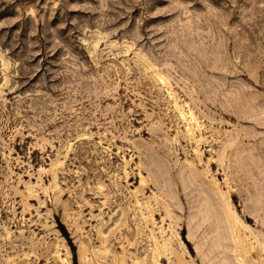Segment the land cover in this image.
Segmentation results:
<instances>
[{
    "label": "rangeland",
    "instance_id": "obj_1",
    "mask_svg": "<svg viewBox=\"0 0 264 264\" xmlns=\"http://www.w3.org/2000/svg\"><path fill=\"white\" fill-rule=\"evenodd\" d=\"M213 192L264 244V0H0V264H131L152 230L198 264L183 222Z\"/></svg>",
    "mask_w": 264,
    "mask_h": 264
},
{
    "label": "bare ground",
    "instance_id": "obj_2",
    "mask_svg": "<svg viewBox=\"0 0 264 264\" xmlns=\"http://www.w3.org/2000/svg\"><path fill=\"white\" fill-rule=\"evenodd\" d=\"M179 110V109H178ZM191 112H189L190 114ZM181 113H179L180 115ZM178 115V116H179ZM192 115V114H190ZM189 117V115H187ZM185 117V116H184ZM187 117V118H188ZM193 118V116H191ZM195 117V116H194ZM180 118V116H179ZM183 118V117H182ZM181 118V119H182ZM185 118V119H187ZM181 119L180 122H181ZM188 120V119H187ZM196 120V119H195ZM183 121V119H182ZM194 121V120H193ZM189 122V121H188ZM195 122V121H194ZM196 123V122H195ZM189 124V123H188ZM193 125V124H192ZM197 125V123H196ZM201 125V124H200ZM196 127V126H195ZM190 128V127H189ZM198 128V127H196ZM200 130V129H199ZM203 131V130H202ZM191 132V131H190ZM196 132V131H195ZM205 133V132H203ZM188 134V133H187ZM186 135V134H185ZM189 135V134H188ZM193 137H194V134L192 133ZM200 135V134H199ZM184 136V135H183ZM187 136V135H186ZM185 137V136H184ZM188 137V136H187ZM189 138V137H188ZM200 138V137H199ZM190 139V138H189ZM187 139V140H189ZM192 140V139H191ZM201 140V139H199ZM206 141V140H205ZM207 142V141H206ZM205 142V143H206ZM191 143V142H189ZM197 143V142H196ZM202 143V142H201ZM200 144V143H199ZM198 144V145H199ZM201 146V145H200ZM183 149V148H182ZM181 149V150H182ZM153 151V150H152ZM185 151V150H184ZM149 153V152H148ZM152 153V152H151ZM153 154V153H152ZM200 154V153H199ZM194 155V154H193ZM197 155V153L195 154V156ZM185 156V154H184ZM198 157V156H197ZM238 158V157H237ZM210 160V159H209ZM229 160V159H228ZM150 161V160H149ZM161 161H163V159H161ZM166 161V160H165ZM227 161V160H226ZM198 162V160H197ZM210 162V161H208ZM146 163V162H145ZM167 163V161H166ZM211 163V162H210ZM155 164V163H154ZM159 164V163H158ZM163 164V162H162ZM175 164V163H174ZM189 164V163H188ZM188 164H186V167H191V166H188ZM196 164V163H195ZM199 164V163H198ZM149 165V164H148ZM178 165V164H177ZM147 166V165H146ZM181 166V165H180ZM185 166V165H184ZM177 167V166H176ZM206 167V165H205ZM149 168V167H148ZM194 169L195 166H193ZM192 168V169H193ZM147 167H145V171H146ZM152 169V168H151ZM156 169V168H155ZM162 169H163V166H162ZM166 169V168H165ZM169 169V168H168ZM178 169V168H177ZM150 170V169H149ZM147 170V171H149ZM153 170V169H152ZM161 170V169H160ZM191 170V169H190ZM202 170H205L204 167ZM147 171L145 173H147ZM166 171V170H165ZM186 171V170H185ZM209 171V170H208ZM207 171V173H208ZM101 172V171H100ZM102 172H104L102 170ZM101 172V173H102ZM163 172V171H162ZM183 172V170L181 171ZM181 172L179 174H181ZM195 172V171H193ZM88 173V172H87ZM107 173V172H106ZM153 173V172H152ZM155 173V172H154ZM197 173V171H196ZM166 174V173H165ZM168 174V173H167ZM170 174V173H169ZM191 174V173H190ZM189 174V175H190ZM194 174V173H193ZM200 174V173H199ZM204 174V173H203ZM104 174H102L103 176ZM150 175V174H149ZM156 175V178L159 177L158 174H155ZM155 175L153 174V176L155 177ZM176 175V174H175ZM182 175V174H181ZM197 175V174H196ZM201 175V174H200ZM206 175V174H205ZM205 175L203 177H205ZM129 176H132V175H129ZM191 176V175H190ZM202 176V175H201ZM207 176V175H206ZM161 177V176H160ZM194 177V176H193ZM203 177H201L203 179ZM125 178V176L123 177ZM132 178V177H131ZM189 178V177H188ZM191 178V177H190ZM151 179V177L149 178ZM148 179V180H149ZM160 179V178H158ZM168 179V178H167ZM178 179V177H177ZM126 180V179H125ZM147 180V181H148ZM153 180V179H152ZM179 180V179H178ZM182 180V179H181ZM184 180V179H183ZM188 180V179H187ZM141 181L144 182V180L141 179ZM169 181V180H168ZM173 181V180H172ZM208 181V180H207ZM116 182H119L118 180ZM184 182V181H183ZM182 182V183H183ZM192 182V181H191ZM210 182V181H209ZM147 183V182H145ZM149 183H152V182H149ZM159 183V182H158ZM157 182L156 183H153L155 185V187L160 191V192H164V194L166 193L165 191L168 192V190H164L162 186H160ZM167 183V182H166ZM165 183V185H166ZM188 183V182H187ZM203 183V181H202ZM215 183V181H214ZM217 183V182H216ZM179 184V183H178ZM184 184V183H183ZM182 184V185H183ZM205 184V183H204ZM114 185V184H113ZM116 185V184H115ZM118 185H120L118 183ZM173 185V184H172ZM171 185V186H172ZM181 185V186H182ZM191 185V183L189 184ZM197 185V183H196ZM219 185V184H217ZM198 186V185H197ZM121 187V186H120ZM127 187V186H126ZM153 187V186H152ZM169 187V186H168ZM166 186V188H168ZM188 187V185L186 186V188ZM117 188V187H116ZM155 188V189H156ZM165 188V186H164ZM174 187L172 186V189ZM183 188V187H182ZM195 188V186L193 187ZM197 188V187H196ZM208 188V186H207ZM114 189V188H113ZM120 189V188H119ZM170 189V187H169ZM184 189V188H183ZM182 189V190H183ZM192 189V188H191ZM204 189V188H203ZM210 189V187H209ZM174 190V189H173ZM172 190V191H173ZM181 190V189H180ZM190 190V189H189ZM216 191V186H215V189ZM115 191V190H114ZM170 191V190H169ZM185 191V189H184ZM183 191V192H184ZM198 191V190H196ZM199 191H201V189H199ZM122 192V190H121ZM116 193V191H115ZM139 193V192H138ZM171 193V192H170ZM223 193V192H222ZM131 194V192H130ZM227 194V193H226ZM136 195V194H134ZM166 195V194H165ZM168 195V194H167ZM184 195H185V192H184ZM188 195V194H187ZM186 195V196H187ZM125 196V195H124ZM171 196V195H169ZM145 197V196H144ZM164 197V196H162ZM224 197V196H223ZM166 198V197H165ZM174 198V197H173ZM178 198V197H177ZM187 198V197H186ZM209 198V200H208ZM208 198L204 197L203 195L198 194V198H196L195 201H198V204H192L190 205V207H188L189 209L188 210V216L190 215V217L187 218V220L185 222H183L184 224H186V239L189 243H192V248H193V251L195 252L196 254V258L198 260V264H248L247 263V260L250 259V255L252 254V250H255L256 253L258 255V252H260V250L262 249V245L264 244H261L262 242H259L258 245H254L252 244L251 242L248 241V239L246 238V236L244 235V232H243V229L244 228H247L249 229L247 226H245L244 223H238L237 220H236V217H235V212L232 210V208L229 206V204L227 202H225V200L222 198V196L219 194L218 195V192H213V196L212 195H209ZM229 198V197H228ZM156 199H159V198H156ZM129 201V200H128ZM133 201V200H132ZM161 201V200H160ZM177 201H179L177 199ZM135 202V201H134ZM155 202H159V200H156ZM164 202V201H163ZM163 202H159V214L160 215H164L163 218H165V216L168 218H172L171 222L168 224V227L171 226V223L176 225V223H178V219L176 216V218H174L172 216V214H174V212H176L177 210H173V208H175L173 206V208H169V206H166L165 204H163ZM176 202V200H175ZM185 202H187L185 200ZM148 203V201H147ZM177 203V202H176ZM187 203H190V202H187ZM114 204V203H113ZM112 204V205H113ZM137 204V203H135ZM154 204V203H153ZM142 205H143V202H142ZM141 206V205H140ZM179 206V204H178ZM108 207V205L106 206ZM114 207V206H113ZM132 207V206H131ZM143 207V206H142ZM145 207V214L147 215L149 213V215L147 217H149L148 219H146L147 221L151 219V216L153 215V210L147 206H144ZM143 207V208H144ZM182 207V206H181ZM186 207V205H185ZM109 208H111V205L109 204ZM107 209V208H106ZM127 209V207H126ZM126 209H123L121 210V214L120 216L122 217L121 219L124 220V222H126V224L128 223V225L131 224L130 219L129 218V211L126 210ZM130 209V208H129ZM136 209V208H135ZM193 209V210H192ZM138 210V208H137ZM156 210V209H155ZM154 210V211H155ZM133 211V210H132ZM136 211V210H135ZM144 211V210H143ZM119 212V211H118ZM139 212V210H138ZM148 212V213H146ZM179 212V211H177ZM180 213V212H179ZM182 213V212H181ZM132 214V213H131ZM155 215H158V213H156ZM154 215V216H155ZM175 215V214H174ZM119 216V217H120ZM136 216V215H135ZM140 216V215H139ZM142 216V215H141ZM131 217V216H130ZM133 217V216H132ZM138 217V216H137ZM146 217V216H145ZM144 217V218H145ZM162 217V216H160ZM218 218V220H221V221H217V227L216 226H211V222L212 220H214V218ZM114 218V217H113ZM170 218V219H171ZM120 218H118L119 220ZM120 219V221H121ZM135 219V218H134ZM177 219V220H176ZM138 220V219H137ZM141 220L142 221H146L145 219H143L141 217ZM153 220V218H152ZM161 220V218H160ZM164 220V219H163ZM134 221V220H133ZM140 221V220H139ZM207 221H210L209 223H206ZM149 222V221H148ZM151 222V221H150ZM149 222V223H150ZM118 223L120 224V222H116V224L118 225ZM147 223V222H146ZM163 223V222H162ZM165 223V222H164ZM122 224V223H121ZM120 224V225H121ZM151 224V223H150ZM215 224V223H214ZM163 225V224H162ZM161 225V226H162ZM208 225L209 228L207 227ZM144 226V225H143ZM153 226V223L152 225ZM173 226V225H172ZM125 227V226H124ZM130 227V226H129ZM132 227V226H131ZM159 227V226H158ZM156 227V228H158ZM115 228H117V226L115 225ZM120 228V227H119ZM117 228V229H119ZM104 229V228H103ZM164 229V228H163ZM175 228L171 227V232L176 235L177 239L179 238L178 237V234L175 233ZM113 230L115 231V229L113 228ZM120 230V229H119ZM148 230V229H147ZM160 230V229H159ZM158 230V231H159ZM183 230V229H182ZM99 232L101 230H98ZM122 233H125L126 235L128 236H138L141 235V230L140 229H135L132 228L131 230L128 229V226L127 228H122L121 229ZM143 231V230H142ZM178 231V230H177ZM111 232H112V229H111ZM117 232H119L117 230ZM182 232V231H180ZM249 232H253V229L252 230H249ZM158 234H161V237L165 236L166 233H164V231L160 230L159 232H156ZM112 234V233H111ZM155 232H152L150 231L149 233H147V238H148V241L151 242L150 244V248L147 250V255H146V258L144 259H141L139 261H136L134 259H132V262L131 264H164V262L166 264H194V260H189V258L191 257L190 256V253L186 251V247L184 245V243L180 240L179 243H180V246H181V252L183 253H180V252H175L174 250H172L170 247L172 246V239H164L163 242H161V238L159 239V236L160 235H154ZM252 234V233H251ZM98 235H100V233H98ZM118 235V234H117ZM144 235V234H143ZM207 235H211L209 236L210 238L209 239H219V240H225V242L221 243V248L219 249V247H216V248H213V251H212V256H208V252H209V248L206 250V247H205V244L206 242L208 241V236ZM249 236V235H248ZM98 237V236H97ZM123 237V236H122ZM145 237V236H144ZM143 237V238H144ZM111 238V237H110ZM113 238V237H112ZM124 238V237H123ZM122 238V239H123ZM142 238V237H141ZM118 239V238H117ZM138 239V238H137ZM136 239V241L134 242V248H133V252L136 256L138 254L141 253L140 251V248L142 247V245H145V243L141 244V243H138L140 241H138ZM257 239V238H256ZM144 240V239H142ZM111 241H113L112 243H110ZM98 242H101V243H105V242H108V245L109 246H112L113 249H118L120 248V246L117 245V247H115V245L118 243V241H116V239H112V240H109V238H107V235H102L100 236V238H98ZM187 242V243H188ZM214 242V241H213ZM130 243V242H129ZM132 243V242H131ZM130 243V244H131ZM216 245V244H215ZM133 246V245H132ZM147 246V245H146ZM214 247V246H213ZM112 249V250H113ZM145 249V248H144ZM143 249V250H144ZM143 252V251H142ZM146 254V253H145ZM128 255V254H127ZM130 255V254H129ZM261 255V253H260ZM135 256V257H136ZM126 257V256H125ZM118 258L116 260V263L118 264H129L131 261L130 259L127 260L126 258ZM132 257V256H131ZM114 261V259H113ZM254 261V259H253ZM109 262V261H108ZM129 262V263H128ZM80 263L81 264H96L94 260H90L89 258L87 260H85V253H84V250L80 252ZM107 263V262H105ZM113 264H115L114 262H112ZM111 263V264H112ZM252 263V262H251ZM250 263V264H251ZM252 264H256V263H252Z\"/></svg>",
    "mask_w": 264,
    "mask_h": 264
}]
</instances>
